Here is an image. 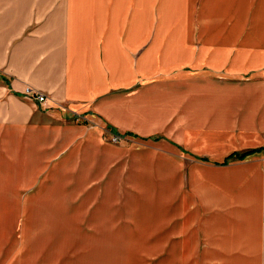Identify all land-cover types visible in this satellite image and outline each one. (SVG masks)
I'll return each instance as SVG.
<instances>
[{"label":"crops","instance_id":"1","mask_svg":"<svg viewBox=\"0 0 264 264\" xmlns=\"http://www.w3.org/2000/svg\"><path fill=\"white\" fill-rule=\"evenodd\" d=\"M193 1L61 0L58 30L53 38L44 34V49L27 33L6 49L0 43V190L19 192L23 202L37 192L73 189L68 183L55 188L46 176L67 168L62 163L78 144L109 145L102 139L105 125L135 129L113 120L131 117L140 93L145 103L155 104L159 127L167 122L180 132L192 127L229 131L240 143L251 144L227 156L258 150L244 164H226L211 174L191 170L198 203L190 205L188 228L176 192L159 200L156 250L168 256L156 264H179L175 261L185 251L193 264H264V0H202L197 15L201 47L195 53ZM1 11H6L2 3ZM5 14H0V29L11 22ZM154 21V46L140 58L137 72L148 80L151 73L190 70L176 79H157L154 88L144 83L117 100V82L128 85L135 76L126 49L144 43ZM225 70L253 75L240 86L212 80L214 72ZM28 88L49 96L52 107L44 112L25 100ZM81 115L87 125L66 121ZM170 116L175 117L167 121ZM172 169L176 174L179 167L174 163ZM17 173L26 177L13 184L1 181Z\"/></svg>","mask_w":264,"mask_h":264},{"label":"rangeland","instance_id":"2","mask_svg":"<svg viewBox=\"0 0 264 264\" xmlns=\"http://www.w3.org/2000/svg\"><path fill=\"white\" fill-rule=\"evenodd\" d=\"M60 1L0 0L6 10L0 12L1 16L6 12L4 16L9 15L11 20L0 29V41H3L0 43L6 44L5 49L12 43H21L26 37L24 33L39 42L46 37L53 38L60 23V15L56 18V5L59 6ZM201 2L193 1L194 53L201 47L197 21ZM128 13L131 16L132 7ZM155 28L154 21L144 43L126 49L135 76L128 85L117 82V100L125 98L121 94L133 92L144 83L154 88L157 79L172 80L180 72H189V68L181 71L178 68L164 76L162 72L151 73L148 80L137 72L140 58L153 49ZM125 32H121V39L125 38ZM36 45L45 48L41 42ZM252 75L250 72L238 76L225 70L214 72L211 78L221 84L240 86ZM23 96L44 112L52 107L51 98L40 92L28 88ZM35 97L44 100L40 103ZM83 117L86 118L85 115L68 117L66 121L87 125ZM173 117L167 121H172ZM113 121L135 129L121 131L105 125L102 139L109 145L78 144L62 163L67 168H59L46 176L47 181L55 182V188L68 183L73 189L35 192L23 202H20L19 192L9 187L0 190V264H156L168 256L165 251L156 250L159 200L171 199L176 192L178 202L183 206L182 222L184 228H188L192 219L190 205L198 203L189 180L191 170L197 168L211 174L224 169L226 164L231 167L250 160L245 157L224 164V158L231 150L251 148V144L237 141L233 132L203 127L180 132L167 122L159 127L155 104L145 103V97L140 93L134 96L131 117L118 116ZM174 163L179 167L176 174L172 169ZM24 176L26 174L17 173L1 178V181L13 184ZM92 184L96 185L89 189ZM39 193L42 194L38 196ZM76 200L75 205H69ZM181 236L184 242L189 240L188 231ZM200 242L202 250L204 243L202 239ZM179 260L175 262L194 263L187 251Z\"/></svg>","mask_w":264,"mask_h":264},{"label":"trees","instance_id":"3","mask_svg":"<svg viewBox=\"0 0 264 264\" xmlns=\"http://www.w3.org/2000/svg\"><path fill=\"white\" fill-rule=\"evenodd\" d=\"M258 150H249V151H246V152H243V153H233L229 156H227L224 160V164L226 162H228L229 160H235V159H243L245 157H247L248 155H251L253 153H256Z\"/></svg>","mask_w":264,"mask_h":264},{"label":"built area","instance_id":"4","mask_svg":"<svg viewBox=\"0 0 264 264\" xmlns=\"http://www.w3.org/2000/svg\"><path fill=\"white\" fill-rule=\"evenodd\" d=\"M36 99H37L40 103L44 100L43 97H40V98H38V97L36 98V97H35V100H36Z\"/></svg>","mask_w":264,"mask_h":264}]
</instances>
